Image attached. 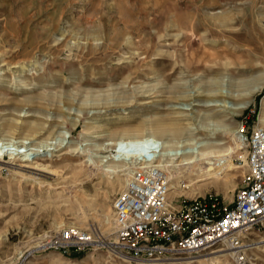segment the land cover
<instances>
[{
	"label": "rangeland",
	"instance_id": "1",
	"mask_svg": "<svg viewBox=\"0 0 264 264\" xmlns=\"http://www.w3.org/2000/svg\"><path fill=\"white\" fill-rule=\"evenodd\" d=\"M263 103L264 0H0V262L143 264L116 243L113 202L137 162H106L112 141L180 122L234 149ZM242 139L224 148L234 167L219 180L170 200L231 202L247 172ZM197 168L174 167L171 183ZM70 226L100 239L50 247ZM244 242L250 264H264V226ZM230 252L221 241L152 264H235Z\"/></svg>",
	"mask_w": 264,
	"mask_h": 264
},
{
	"label": "built area",
	"instance_id": "2",
	"mask_svg": "<svg viewBox=\"0 0 264 264\" xmlns=\"http://www.w3.org/2000/svg\"><path fill=\"white\" fill-rule=\"evenodd\" d=\"M247 145V172L226 204L218 194L169 198L170 177L156 160L146 157L133 168L113 202L117 243L138 261L172 260L226 243L235 264H250L244 238L250 228L264 226V127L240 124ZM92 232L63 228L49 242L62 254L92 245ZM3 264V262H0Z\"/></svg>",
	"mask_w": 264,
	"mask_h": 264
},
{
	"label": "bare ground",
	"instance_id": "3",
	"mask_svg": "<svg viewBox=\"0 0 264 264\" xmlns=\"http://www.w3.org/2000/svg\"><path fill=\"white\" fill-rule=\"evenodd\" d=\"M259 121L260 122L258 124L264 127V103L262 105ZM178 124H180V122H176L171 128L168 124V126H166L164 123L159 122V124H154L151 129V133H142L141 135L124 134L120 137L115 138L114 141H112L113 143L111 142V153L107 156L106 162L113 159H121L122 157H131L138 160H135L138 166V164L142 163L140 160H143L146 157L150 159L154 158L157 164L161 165L165 169V171L168 172L171 181L172 175L170 173V170L174 167L176 168L180 166H188V168H193L196 170L197 166L199 165L200 167L197 168V170L199 171L193 172L190 176L186 177L188 178V184L185 180H177L175 184L171 183L170 181V192L179 190L186 193L195 192L201 182H212L219 180L220 171L234 167L228 158L229 153H226V150H224V148H226V142L223 139L220 140L217 139L218 137H215V134L217 133L216 130H210L207 128L208 130H206V132L210 130L209 135H207L206 137H198L194 136L197 129L195 127H190V133L188 132L189 135L186 136L184 134V128H180ZM8 127L13 132L19 129V126L13 123L8 124ZM30 127L37 134V130H35L36 126L34 125ZM232 136L234 139L235 147L234 149L226 148L228 152H234L237 147L239 148L243 140L239 132H236V134L233 132ZM2 141V138H0V155L2 154L5 146L10 145L9 142ZM127 148L128 153H132L126 154ZM221 156H223L224 159L228 162L227 165L219 164V158ZM204 163L206 164L203 165ZM132 171L133 169H130V172L128 174L129 177L132 174ZM91 237H94L92 238L93 242L97 241L96 239L98 236H96V234L94 235V233H92ZM98 238L100 239V237ZM116 238L118 239V237ZM142 263L152 264V262L146 261H143Z\"/></svg>",
	"mask_w": 264,
	"mask_h": 264
}]
</instances>
